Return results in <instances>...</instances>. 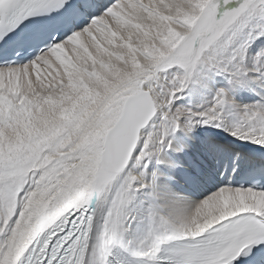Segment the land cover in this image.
I'll return each instance as SVG.
<instances>
[{
  "label": "snow or ice",
  "instance_id": "obj_1",
  "mask_svg": "<svg viewBox=\"0 0 264 264\" xmlns=\"http://www.w3.org/2000/svg\"><path fill=\"white\" fill-rule=\"evenodd\" d=\"M118 254L264 264V0H0V264Z\"/></svg>",
  "mask_w": 264,
  "mask_h": 264
},
{
  "label": "bare ground",
  "instance_id": "obj_2",
  "mask_svg": "<svg viewBox=\"0 0 264 264\" xmlns=\"http://www.w3.org/2000/svg\"><path fill=\"white\" fill-rule=\"evenodd\" d=\"M226 85V81L222 78V77H217L216 78V86L217 87H223ZM212 90H203L200 92L199 95H197L196 97H192L191 95H188L185 100L182 101V103L185 104H190L192 107L197 108L201 105H205L208 102L211 101L212 98ZM236 99L242 103H252L254 102L256 99H258L257 96H255L254 94H252L251 92H239L236 93ZM229 121H232L234 119L233 116H229L228 117ZM199 131V129H197V132ZM180 135H183V133H181ZM253 148L259 147L257 145H252ZM231 167V158L228 156L222 157L217 165V169H218V175L216 176V180L217 182H227V181H231L234 177L235 174H233L231 171H229ZM237 186V185H236ZM194 199H199L200 196L199 194H195L193 196Z\"/></svg>",
  "mask_w": 264,
  "mask_h": 264
}]
</instances>
